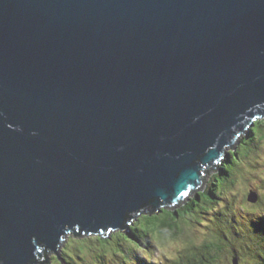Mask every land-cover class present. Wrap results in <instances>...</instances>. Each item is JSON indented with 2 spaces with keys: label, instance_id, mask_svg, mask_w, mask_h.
I'll use <instances>...</instances> for the list:
<instances>
[{
  "label": "water",
  "instance_id": "1",
  "mask_svg": "<svg viewBox=\"0 0 264 264\" xmlns=\"http://www.w3.org/2000/svg\"><path fill=\"white\" fill-rule=\"evenodd\" d=\"M262 116L264 0H0V264L188 198Z\"/></svg>",
  "mask_w": 264,
  "mask_h": 264
},
{
  "label": "trees",
  "instance_id": "2",
  "mask_svg": "<svg viewBox=\"0 0 264 264\" xmlns=\"http://www.w3.org/2000/svg\"><path fill=\"white\" fill-rule=\"evenodd\" d=\"M251 127L235 140V146L228 149L224 163L208 170L204 188L186 198L176 209L164 207L159 212L143 213L128 230L120 229L111 235L76 234L67 238L74 236L75 239L89 240L88 244L101 245L92 254L94 258L101 257L104 260L102 264H222L227 255L233 261L234 248L239 256L242 255L240 252L248 253L247 258L253 260L252 264H264V211L250 214L247 222L239 221L236 217L240 208L237 207V194L231 181V167L238 166L236 159H249L263 147L264 119L257 120ZM252 139H255L254 144L250 145ZM261 200L260 194L254 204H260ZM219 201V207H214ZM198 225H204L205 232H201ZM168 238L183 239L185 244L175 256L165 254L163 260L154 253L160 254L161 245ZM62 254L58 253L59 256ZM64 259L66 264H71ZM59 264H63L62 261Z\"/></svg>",
  "mask_w": 264,
  "mask_h": 264
},
{
  "label": "rangeland",
  "instance_id": "3",
  "mask_svg": "<svg viewBox=\"0 0 264 264\" xmlns=\"http://www.w3.org/2000/svg\"><path fill=\"white\" fill-rule=\"evenodd\" d=\"M252 140L253 141H251L250 145L254 144L255 139H252ZM225 157H223V160L225 159ZM236 163L238 166L231 167V170H232L231 181L234 183V186H235V193L237 194V201H238L237 204H240V205L248 204L250 206L254 205L250 203L249 201H247L245 196L250 190L256 189L258 191L257 192L258 197L260 194L262 195V200L260 204L258 205L255 204L254 207L255 208L258 207L259 210L257 214H261L264 211V144L261 150L259 152H256L255 156L249 159H245V158H242V160L236 159ZM238 168H241V169H239V171H236ZM234 186H232V188ZM230 192L231 190L229 191V193ZM225 196H220V197L224 198ZM256 202H253V203H256ZM219 204H220V201L215 203L214 207L218 208ZM244 207L246 208V212L253 211V210H250L247 206H244ZM241 211L243 210H241L240 208L239 212ZM243 216H244V219L242 221L247 222L249 219L246 217V215H243ZM203 223L206 224L204 220H203ZM194 226L196 225L194 224ZM240 226H243V223H241ZM197 227L201 230V232L202 231L205 232L204 225L203 226L198 225ZM245 229H247L246 226H245ZM118 230L120 231V229H115L114 231H118ZM114 231H112V233H114ZM112 233L105 234V235H111ZM97 234L102 235V232L97 233ZM71 238H74V239H71ZM88 243H90L89 240L75 239L74 236L69 237V239L66 237L65 243L63 244L62 247L58 249V253H61V254L64 253V254L59 256L55 252L51 253L50 255H48L50 257L49 264H59V262L61 261L63 264H66V260L64 258H66L71 264H92L93 262L95 264L104 263V260H101V257L99 259L94 258V255H93L95 252L98 251V249L101 248V245H98V243H94V244H88ZM184 244L185 242L183 241V239L176 241V239L168 238V240L162 244L163 246L161 245L160 254L159 255L158 253L156 254L157 251H155L154 255H156V257L160 256V258H162L163 260L166 257L165 254L175 256L178 253V251L183 248ZM64 250L67 251L68 257ZM234 251H235L234 260L231 261L230 255H227V259L223 260L222 264H252L253 263L252 259L247 258L248 253L240 252L242 255L239 256L235 248H234ZM55 254L57 257L55 256ZM53 256H55L56 258L51 259V257ZM164 263L165 262H163L162 264ZM36 264H45V263H41L39 261Z\"/></svg>",
  "mask_w": 264,
  "mask_h": 264
},
{
  "label": "clouds",
  "instance_id": "4",
  "mask_svg": "<svg viewBox=\"0 0 264 264\" xmlns=\"http://www.w3.org/2000/svg\"><path fill=\"white\" fill-rule=\"evenodd\" d=\"M232 147V145L230 146V147H228V149H230ZM228 149H227V152H228ZM225 155H226V153H223V155H222V158H220V160L217 162V164H216V166H215V168H218L219 166H220V164L221 163H224V160H223V157H225ZM254 193V192H258L256 189L254 190V189H252V190H250L247 194H246V200L247 201H249L250 203H252V204H254L253 203V201L252 200H249V196H250V194L251 193ZM183 202V201H182ZM181 202V203H182ZM237 203H238V201H237ZM244 206H247L250 210H253V211H248V212H246V208L244 207ZM255 206V204L254 205H248V204H242V205H240V204H237V207L238 208H241V210H243V211H241V212H239V215L236 217L239 221H242L243 219H244V216L243 215H246V217L248 218V216L251 214V215H256L257 213H258V207L257 208H255L254 207ZM169 208H174V209H176V207H169ZM256 211V212H255ZM146 213H150V212H146ZM256 213V214H255ZM143 214V213H142ZM140 216V215H139ZM138 216V217H139ZM264 216V215H263ZM135 221V220H134ZM133 221V222H134ZM133 222H131V223H129V226L133 223ZM119 229V228H118ZM115 229H110L109 231H108V233H105V232H102V234H110V233H112V231H114ZM93 234H97V233H93ZM233 260H234V255H233Z\"/></svg>",
  "mask_w": 264,
  "mask_h": 264
},
{
  "label": "bare ground",
  "instance_id": "5",
  "mask_svg": "<svg viewBox=\"0 0 264 264\" xmlns=\"http://www.w3.org/2000/svg\"><path fill=\"white\" fill-rule=\"evenodd\" d=\"M251 126H254V125H249V126L246 127V130H245L246 133H247L249 130H251V128H252ZM254 195H255V197H254V201H253V202H255V201L258 200V195H257V193L254 192Z\"/></svg>",
  "mask_w": 264,
  "mask_h": 264
}]
</instances>
